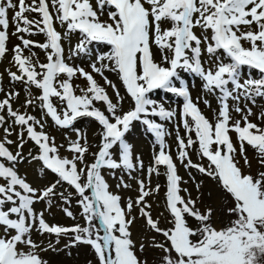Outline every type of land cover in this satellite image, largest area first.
<instances>
[{"label":"snow or ice","instance_id":"snow-or-ice-1","mask_svg":"<svg viewBox=\"0 0 264 264\" xmlns=\"http://www.w3.org/2000/svg\"><path fill=\"white\" fill-rule=\"evenodd\" d=\"M0 67V264H264V0H0Z\"/></svg>","mask_w":264,"mask_h":264},{"label":"rangeland","instance_id":"rangeland-1","mask_svg":"<svg viewBox=\"0 0 264 264\" xmlns=\"http://www.w3.org/2000/svg\"><path fill=\"white\" fill-rule=\"evenodd\" d=\"M110 79H112L114 82H116L119 86V81L117 80L116 76L114 74L110 75ZM121 91H123L121 89ZM160 98L167 100V97L165 94L160 93ZM77 127H80L82 130L87 129V134L90 139L94 136L95 133V125L94 124H89L88 121L86 120H81L77 122ZM53 134L56 135L57 141L62 142L63 137L56 131L53 130ZM151 137L150 135H146L142 129L138 126L136 130L129 135V141L134 145L135 151L139 154H141L143 160L147 164L150 159H151V154H152V145H151ZM251 155V152L249 153ZM195 159V157H194ZM29 170H32V175H29L27 173L28 179L35 184L39 183H46L47 180H41V178L38 176L37 171L34 168H30ZM163 171V169H161ZM180 175L184 176L185 179H188L187 174L185 173L184 169L181 167L180 168ZM51 179V177H49ZM109 182L115 185L116 181L109 179ZM159 183L162 185L161 187V192L159 193L160 200L156 201L154 203V212L153 215L155 216L159 211L162 210V203H163V193H164V188L163 185L165 183V178L163 175L159 177L153 178V184ZM191 187V184L189 185ZM204 191L207 194L208 191H215L212 186L210 181H206V184L204 186ZM136 193L131 192L129 190H125L123 195L128 196V195H135ZM74 203V202H73ZM73 211L76 212L78 209L73 207ZM48 220L50 223H55L63 226H71L75 222L72 221L70 218L66 217V215L59 209V208H53L52 214L48 216ZM133 238H141L143 237L145 233L144 229V221L143 220H138L136 224L134 225L133 229ZM66 240H62L59 245H57V251H52L49 250L47 252L42 253V256L45 260H47L48 264H96V259L94 252L91 250L89 246H84V245H77L76 247L73 248H64V244L66 243ZM46 246V242H45ZM150 260L154 256L153 250L149 249L145 252V254Z\"/></svg>","mask_w":264,"mask_h":264},{"label":"bare ground","instance_id":"bare-ground-1","mask_svg":"<svg viewBox=\"0 0 264 264\" xmlns=\"http://www.w3.org/2000/svg\"><path fill=\"white\" fill-rule=\"evenodd\" d=\"M37 39H40V38H37ZM12 44H15V43H18V41L15 40V38H12V41H11ZM14 70V69H13ZM0 71H2V67H0ZM193 95L195 96L196 95V91L193 90ZM171 139V138H169ZM31 167L27 168L26 172L29 173V175H32V170H29Z\"/></svg>","mask_w":264,"mask_h":264}]
</instances>
